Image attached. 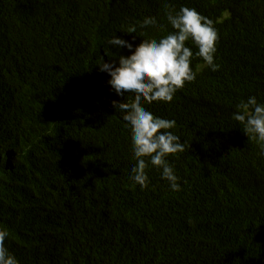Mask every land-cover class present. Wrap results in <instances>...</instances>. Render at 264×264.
<instances>
[{
    "label": "trees",
    "instance_id": "obj_1",
    "mask_svg": "<svg viewBox=\"0 0 264 264\" xmlns=\"http://www.w3.org/2000/svg\"><path fill=\"white\" fill-rule=\"evenodd\" d=\"M165 3L214 21L218 71L146 104L190 147L130 180L131 135L99 70L173 31ZM145 17L164 25L141 29ZM137 33H127L133 26ZM145 34V37L139 35ZM193 52L195 45L186 42ZM264 103V0H0V229L19 264H264V155L232 119Z\"/></svg>",
    "mask_w": 264,
    "mask_h": 264
},
{
    "label": "clouds",
    "instance_id": "obj_2",
    "mask_svg": "<svg viewBox=\"0 0 264 264\" xmlns=\"http://www.w3.org/2000/svg\"><path fill=\"white\" fill-rule=\"evenodd\" d=\"M165 17L173 31L161 37L146 38L133 48V44L112 35L103 44L105 53L111 57L108 45L126 48L131 53L118 57V66L100 57L99 70L111 77L108 84L120 97L127 95L126 102L113 101L112 106L122 114L131 135L132 153L136 163L130 170V180L142 189L149 184L148 170L155 167L161 179L167 181L171 191H181L180 178L168 157L185 152L190 145L171 129L175 120L155 116L146 104L154 101L171 102L179 89L186 83L195 81L197 72L191 67L194 57H200L204 66L215 72L220 69L216 63L219 32L214 21L195 8L180 6L176 9L165 3ZM141 29L160 31L164 25L155 17H145L138 25ZM127 33H137L133 25ZM138 34V33H137ZM145 37V34L139 33ZM186 42L195 45L194 53ZM232 119L241 124L248 140L255 141L264 155V103L256 96H249L236 105ZM9 233L0 229V264H19L16 256L6 246Z\"/></svg>",
    "mask_w": 264,
    "mask_h": 264
}]
</instances>
